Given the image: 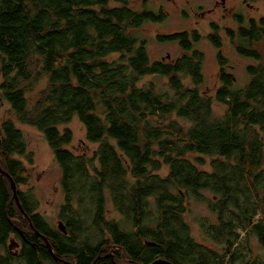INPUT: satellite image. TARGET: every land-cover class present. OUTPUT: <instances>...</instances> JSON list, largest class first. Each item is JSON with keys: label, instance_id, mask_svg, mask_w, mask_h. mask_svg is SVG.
<instances>
[{"label": "trees", "instance_id": "trees-1", "mask_svg": "<svg viewBox=\"0 0 264 264\" xmlns=\"http://www.w3.org/2000/svg\"><path fill=\"white\" fill-rule=\"evenodd\" d=\"M131 1L0 0L1 96L19 122L45 136L62 171L60 218L68 229L64 235L35 213L32 191L20 189L30 180L20 158L33 162L25 135L0 121V161L10 176L0 171V264H61L36 232L71 264H264V255L249 253L254 238L264 252V18L226 28L236 53L255 64L240 87L220 52L210 95L206 55L191 40L199 35L158 37L178 43L183 55L152 61L139 30L165 16ZM219 29L209 40L222 50ZM40 74L47 86L32 105L29 87ZM146 77L168 79L170 90L154 81L140 87ZM214 103L225 107L222 117ZM75 118L98 146L92 157L75 154L73 132L60 129ZM194 202L216 216L198 224L223 252L194 237L187 219ZM109 204L121 219L109 220ZM13 237L22 242L16 256Z\"/></svg>", "mask_w": 264, "mask_h": 264}, {"label": "rangeland", "instance_id": "rangeland-1", "mask_svg": "<svg viewBox=\"0 0 264 264\" xmlns=\"http://www.w3.org/2000/svg\"><path fill=\"white\" fill-rule=\"evenodd\" d=\"M131 4L137 10L147 8L155 13L162 12L165 16L162 22L146 23L139 30L140 35L148 43V51L152 61L171 63L183 55V50L178 43L168 41L161 42L158 40V37L183 32H188L191 35L197 33L200 37L198 38V43H196L194 37H191V40L195 43L194 50H200L206 55L204 69L206 86L204 87V92L212 95L219 83L220 66L218 63V55L220 52L227 56L234 66L235 83L240 87L247 84L249 77L246 73V69L248 66L255 64V62L239 56L226 38V27L236 28L238 26L236 25L237 23L232 21L226 23L220 21L219 15H214L213 17L202 20L196 13L201 6L207 5L208 8H211L212 4L209 0H132ZM244 15H246L248 19L261 20L264 18V10L259 14H249V12H246ZM217 27L220 28L218 34L224 37V48L222 50L217 49L209 40V36L217 32ZM116 59H118V57H113L111 61ZM150 81H154L160 89L165 91L170 90L168 79L161 77H146L139 83V86L145 87ZM2 83L3 80L0 79V87ZM46 86L47 77L43 74L38 75V78L29 87L28 98L32 105L40 98ZM214 111L217 116L222 117L221 115L225 114L226 109L224 106L214 103ZM5 120H12L17 128L24 133L28 144V151L32 154V163L26 162L25 159L20 158L24 161L30 174L29 183L25 186H21L20 189L25 193L32 191L38 203V209L35 213L43 216L52 228L59 230L58 222L61 220V208L65 204V197L61 188L62 171L60 166L45 136L37 129L19 122L12 110V106L1 96L0 92V121ZM180 122L183 123L182 121ZM68 128L74 134V142L70 149L77 155L87 154L92 157L98 146L87 141V130L85 126L78 118H75L67 126L60 127L61 131ZM204 160L207 164L211 161L207 157H205ZM203 169L210 170L208 166ZM167 174V169H164L161 173L163 176ZM205 195L208 199H212L211 193L206 192ZM189 211L190 214L187 219L193 226L194 237L199 242L206 243L210 247H215L220 252H223V247L216 246L211 242H205L199 228L198 220L201 218L209 221H216V216L209 211L208 206L205 203L194 202L190 206ZM108 218L109 220L121 219L120 215L111 204L108 205ZM250 247L249 253H252V256L264 255V252L261 251V247L255 238L252 240Z\"/></svg>", "mask_w": 264, "mask_h": 264}, {"label": "flooded vegetation", "instance_id": "flooded-vegetation-1", "mask_svg": "<svg viewBox=\"0 0 264 264\" xmlns=\"http://www.w3.org/2000/svg\"><path fill=\"white\" fill-rule=\"evenodd\" d=\"M212 4L211 8L208 6H201L199 10L196 12L197 15L205 20L209 17H213L214 15H219L220 21L228 22L232 21L239 25L240 21L249 22L253 19H248L246 12L259 14L264 10V0H209ZM205 3V2H204ZM260 4V5H258ZM229 28V27H226ZM12 240H16L17 245L14 250L9 251L13 253L15 256L18 255V252L22 249V242L18 241L15 237ZM10 244V243H9Z\"/></svg>", "mask_w": 264, "mask_h": 264}, {"label": "water", "instance_id": "water-1", "mask_svg": "<svg viewBox=\"0 0 264 264\" xmlns=\"http://www.w3.org/2000/svg\"><path fill=\"white\" fill-rule=\"evenodd\" d=\"M0 171L2 172L3 175L9 177V179H10V176H9L6 172L3 171L2 166H1V161H0ZM11 185H12L13 195H14V198L16 199L17 205H18V207L20 208V210L25 214V212L22 210L21 203H20V201H19V199H18V188H17V186H16V184H15V182H14V180H13L12 178H11ZM29 221H30L31 226H32V222H31L30 219H29ZM32 227H33V226H32ZM58 229H59V231H60L61 233H63L64 235H67V234H68L67 226H66V224H65L63 221H61V220L58 222ZM38 235H39V234H38ZM44 240H45V242H46V245H47L49 251L51 252L52 256L56 259V261H58V262L60 261L62 264H71V263L66 262V261L63 260V259L61 260L60 258H58V257L56 256V254H55V251H54V249H53L51 243H50L46 238H44ZM16 245H17L16 240H12V241H11V244H10V246H9L10 250L13 251ZM146 245H148V246H154L155 244L152 243V242L147 241V242H146ZM160 263H165V262H163V261L161 260V261H156L154 264H160ZM169 264H170V263H169Z\"/></svg>", "mask_w": 264, "mask_h": 264}, {"label": "bare ground", "instance_id": "bare-ground-1", "mask_svg": "<svg viewBox=\"0 0 264 264\" xmlns=\"http://www.w3.org/2000/svg\"><path fill=\"white\" fill-rule=\"evenodd\" d=\"M36 234L38 235L39 233L38 232H36ZM38 236H40L42 239H43V241L45 242V240H44V236H42V235H38ZM47 239V238H46ZM48 240V239H47ZM46 243V242H45ZM54 258V257H53ZM54 260L56 261V259L54 258ZM62 260V259H61ZM58 262V261H57ZM67 262V261H66ZM59 263H61L60 261H59ZM62 264V263H61Z\"/></svg>", "mask_w": 264, "mask_h": 264}]
</instances>
